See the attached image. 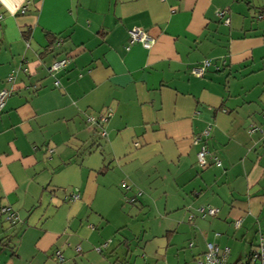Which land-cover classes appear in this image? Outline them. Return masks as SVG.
Wrapping results in <instances>:
<instances>
[{"label":"crops","instance_id":"obj_1","mask_svg":"<svg viewBox=\"0 0 264 264\" xmlns=\"http://www.w3.org/2000/svg\"><path fill=\"white\" fill-rule=\"evenodd\" d=\"M2 89L0 264H195L207 242L247 259L264 231V0H9Z\"/></svg>","mask_w":264,"mask_h":264},{"label":"built area","instance_id":"obj_2","mask_svg":"<svg viewBox=\"0 0 264 264\" xmlns=\"http://www.w3.org/2000/svg\"><path fill=\"white\" fill-rule=\"evenodd\" d=\"M25 7L22 8V12H24ZM227 13L226 10H219L217 15L224 19L225 23L229 22V18L225 17ZM129 41L130 43H140L142 47L145 49H149L155 42L153 36H151L148 32L143 30L140 27H133L128 30ZM69 62L68 58H63L61 60L55 61L49 68L50 73L54 74L60 68L66 66ZM209 64V61H205L202 65H197L192 67L191 72L197 76H202L205 70V67ZM14 74L11 73L8 76V80L13 79ZM55 85L58 86L59 83L56 80ZM9 95V91L6 89L0 90V109L2 108L5 98ZM111 114L109 110L107 113H100L98 116H88V121L93 124H100L102 121L106 120L107 116ZM256 128H251L250 131H254ZM100 134L105 136V131L100 130ZM210 135V127H206L199 136L194 137L193 141L195 143H200V148L197 152V162L199 166L204 167L207 165V154L208 147L206 144V140ZM217 166L221 163L216 158L214 159ZM200 211L205 214L214 215L218 211L217 208L207 207L200 208ZM2 212L6 214V219L9 221H14L15 214L9 208L3 207ZM192 217V216H190ZM240 224V220H237L235 225L238 226ZM229 255L230 248L228 246H220L216 242H207L206 249L201 254L195 257V264H231L229 263ZM234 264H264V231L259 233L258 241L254 247H252L248 257L246 260L238 261Z\"/></svg>","mask_w":264,"mask_h":264},{"label":"rangeland","instance_id":"obj_3","mask_svg":"<svg viewBox=\"0 0 264 264\" xmlns=\"http://www.w3.org/2000/svg\"><path fill=\"white\" fill-rule=\"evenodd\" d=\"M100 136V135H99ZM245 226V225H244ZM232 229H233V227H232ZM233 231H234V229H233ZM235 232V231H234ZM230 237H232L233 238V234H230L229 235ZM234 239H235V237H234ZM223 242H220V244H222ZM228 243V246L231 248V250H232V254H231V257H230V262H233L235 259H236V247L234 246V245H232L230 242H227ZM222 245H225V244H222ZM254 247V246H253Z\"/></svg>","mask_w":264,"mask_h":264},{"label":"clouds","instance_id":"obj_4","mask_svg":"<svg viewBox=\"0 0 264 264\" xmlns=\"http://www.w3.org/2000/svg\"><path fill=\"white\" fill-rule=\"evenodd\" d=\"M20 3H23V0H15V4L18 7ZM0 4H4L6 7H9V0H0ZM13 7H10L9 10L14 15Z\"/></svg>","mask_w":264,"mask_h":264},{"label":"trees","instance_id":"obj_5","mask_svg":"<svg viewBox=\"0 0 264 264\" xmlns=\"http://www.w3.org/2000/svg\"><path fill=\"white\" fill-rule=\"evenodd\" d=\"M49 36H51V35H49ZM54 38H55L54 36H51L50 43L55 41ZM208 137H209V136H208ZM261 232H263V231H261Z\"/></svg>","mask_w":264,"mask_h":264}]
</instances>
